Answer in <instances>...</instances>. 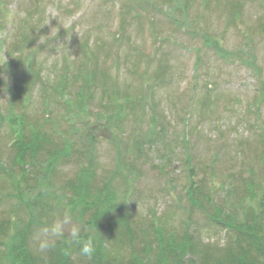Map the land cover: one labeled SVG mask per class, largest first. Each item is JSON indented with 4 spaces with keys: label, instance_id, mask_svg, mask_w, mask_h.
Listing matches in <instances>:
<instances>
[{
    "label": "rangeland",
    "instance_id": "obj_1",
    "mask_svg": "<svg viewBox=\"0 0 264 264\" xmlns=\"http://www.w3.org/2000/svg\"><path fill=\"white\" fill-rule=\"evenodd\" d=\"M179 2L0 0L1 26L8 24L2 35L8 54L0 52V62L18 64L0 75L1 162L13 166L9 110L24 113L28 124L44 125L51 135L61 131L73 148L87 149L80 154L77 146L49 181L33 183L38 170L22 178L14 169L11 176L23 194L3 183L10 176L2 172L0 224L20 220L16 225L23 228L33 215L25 200L45 191L52 195L43 202L45 210L34 213L42 220L30 238L34 254L46 252L42 243L73 237L74 229L78 236L89 232L86 221L56 203L61 183L82 166L94 171L97 187L112 181L116 204L130 213L139 249L155 241L147 224L158 216L162 222L156 227L167 235L189 231L200 245L226 246L233 234L191 207L185 194L191 185L209 187L213 206L206 207L212 214L221 207L241 220L250 208L260 210L264 0ZM36 41L39 45H32ZM19 42L24 51L16 53ZM24 72L28 91L13 101ZM63 78L69 83L62 85L66 97L58 90ZM120 104L123 113L117 116ZM72 129L78 137L68 134ZM57 224L60 234L52 231ZM16 230L12 226L1 236L0 258ZM128 251L120 252L123 258Z\"/></svg>",
    "mask_w": 264,
    "mask_h": 264
},
{
    "label": "trees",
    "instance_id": "obj_2",
    "mask_svg": "<svg viewBox=\"0 0 264 264\" xmlns=\"http://www.w3.org/2000/svg\"><path fill=\"white\" fill-rule=\"evenodd\" d=\"M175 1L179 2L180 0ZM0 13L2 12L0 11ZM3 28L0 21V31ZM26 35L22 36L25 40L29 39V36ZM1 43L2 41H0ZM22 46L19 42L13 51L23 52ZM12 53L14 54V52ZM18 55L20 54L18 53ZM32 55L34 53L28 54L25 58V54H23L24 60L30 61ZM20 64L22 63L19 62ZM17 65L15 61L4 64L5 68L3 70L2 67L0 68V75L9 74L12 68ZM21 75L23 78L14 87L13 101L28 91L29 73L24 72ZM76 76L78 77V74ZM65 81L64 78L60 81L58 90L66 97L62 86ZM65 85H69L68 80ZM127 103L128 101H125L124 105ZM124 105H118L117 116L123 113ZM10 114L11 110H9V116L5 121L9 124V133L15 138V142L12 144L14 146L13 166L6 168L0 160V176L3 175L2 172H6L10 177L3 183L11 184L16 191L19 190L22 194L19 182L11 176L16 169L22 178L32 173V170H38L39 174H34L33 183H39L41 179L49 181L59 165L66 164L64 158L72 153L87 152V149L81 144H76L73 148V143L61 131L53 130L55 135H51L44 125L28 124L24 113ZM47 122L48 120L45 118L43 123ZM56 125L57 123H55ZM74 131L75 129H72L68 134L78 137ZM77 146L82 150L74 152ZM39 157H41V162ZM44 158L45 161H42ZM80 169L71 178L66 177L61 183L62 192L57 196L56 203L69 208L79 222L86 221L89 232L77 237L62 236L49 243L43 255L34 254L30 247V238L42 225V220L37 218L34 213L40 209L45 210L47 204H43V202L52 196L48 191H45L46 194L41 192L31 202L25 200L33 215L23 228H18L19 225H16V223H20V220L13 224L11 221L0 224V238L12 226L17 228L15 234L4 244L6 252L3 258H0V264H264V202L260 203V210L255 208L247 210L241 220H238L237 215L226 212L221 207L216 208L212 214L206 207L213 206L211 197L207 193L209 187L207 189L204 183L191 185L186 189L191 207L199 209L207 219L219 226L226 234H233L229 237L226 246L221 248L220 246L200 245V242L195 239L194 233L189 231L182 233L169 231L167 235L165 228L160 230L156 227L162 222L158 216L157 219H153V222L147 224V227L152 228L156 233L154 234L155 241H148L144 248L139 249L132 233L133 225L130 213L118 203L116 204L118 196L112 181L97 187L94 171L89 167L83 168V166ZM9 178H11L10 181ZM247 182L251 183V180H247ZM230 191L233 192V190ZM247 191L250 195L253 193L249 187H247ZM31 192L29 193L32 194ZM229 198L226 193L224 199L228 200ZM115 227H118L116 233L113 232ZM89 237L94 239L95 248L91 256L84 255L81 251L83 242ZM115 244L118 245V251L114 249ZM128 248L130 251L123 258L120 252L124 253Z\"/></svg>",
    "mask_w": 264,
    "mask_h": 264
},
{
    "label": "clouds",
    "instance_id": "obj_3",
    "mask_svg": "<svg viewBox=\"0 0 264 264\" xmlns=\"http://www.w3.org/2000/svg\"><path fill=\"white\" fill-rule=\"evenodd\" d=\"M52 231L55 234H60L61 225H59V224L55 225L52 228ZM72 236L73 237H77L78 236V232L75 229L72 231ZM48 246H49V244L47 242L41 244V248H46ZM94 250H95V248H94V239L92 237H89L86 241L83 242L82 249H81L82 254L91 256L92 253L94 252Z\"/></svg>",
    "mask_w": 264,
    "mask_h": 264
}]
</instances>
